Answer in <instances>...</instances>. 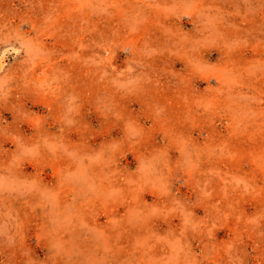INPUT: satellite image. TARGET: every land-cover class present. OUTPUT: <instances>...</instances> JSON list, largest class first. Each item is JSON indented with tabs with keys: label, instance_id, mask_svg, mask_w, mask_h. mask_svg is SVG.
Returning a JSON list of instances; mask_svg holds the SVG:
<instances>
[{
	"label": "rangeland",
	"instance_id": "obj_1",
	"mask_svg": "<svg viewBox=\"0 0 264 264\" xmlns=\"http://www.w3.org/2000/svg\"><path fill=\"white\" fill-rule=\"evenodd\" d=\"M0 264H264V0H0Z\"/></svg>",
	"mask_w": 264,
	"mask_h": 264
}]
</instances>
